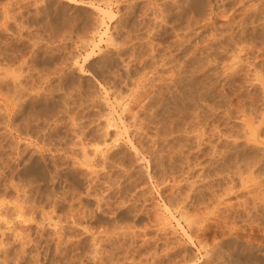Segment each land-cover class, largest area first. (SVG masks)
<instances>
[{"label":"rangeland","instance_id":"374dc122","mask_svg":"<svg viewBox=\"0 0 264 264\" xmlns=\"http://www.w3.org/2000/svg\"><path fill=\"white\" fill-rule=\"evenodd\" d=\"M0 69V264H264V0H0Z\"/></svg>","mask_w":264,"mask_h":264},{"label":"bare ground","instance_id":"6f19581e","mask_svg":"<svg viewBox=\"0 0 264 264\" xmlns=\"http://www.w3.org/2000/svg\"><path fill=\"white\" fill-rule=\"evenodd\" d=\"M87 1V0H86ZM150 1V0H149ZM47 2V1H46ZM118 2V1H117ZM109 6V5H108ZM177 11V10H176ZM100 12V11H99ZM144 13V12H143ZM167 13V12H166ZM109 15H111V13H108ZM103 15V14H102ZM170 16V15H169ZM98 20V19H97ZM147 28V27H146ZM148 29V28H147ZM150 34V33H149ZM202 34V33H201ZM200 34V35H201ZM104 35V34H103ZM149 36V35H148ZM197 36V35H196ZM87 38V37H86ZM86 40V39H85ZM129 40V39H128ZM184 40V39H183ZM125 41V40H124ZM189 41V40H188ZM100 42V41H99ZM117 43V42H116ZM100 44V43H99ZM118 44V43H117ZM123 44V43H122ZM125 44V43H124ZM116 45V44H115ZM120 45V44H119ZM171 45V44H170ZM95 47V46H94ZM201 47V46H200ZM216 49V48H215ZM168 53V52H167ZM208 53V52H207ZM237 54V53H236ZM79 55V54H78ZM80 56V55H79ZM230 56V55H229ZM209 60V59H208ZM159 61V60H158ZM214 63V62H213ZM228 63V62H227ZM238 64V63H237ZM4 65V64H3ZM13 66V65H12ZM7 67V66H6ZM1 70V69H0ZM194 72V71H193ZM229 72V71H228ZM4 74V73H3ZM12 74V73H11ZM128 74V73H127ZM130 74V73H129ZM5 75V74H4ZM7 75V74H6ZM5 75V76H6ZM10 75V74H9ZM166 75V74H165ZM190 75V74H189ZM4 76V77H5ZM195 76V75H194ZM226 76V75H225ZM2 78V77H1ZM0 78V79H1ZM9 79V78H8ZM177 79V78H176ZM258 79V78H257ZM260 80V79H259ZM2 81V80H1ZM230 82V81H229ZM76 83V82H75ZM206 84V83H205ZM260 84V83H259ZM258 84V85H259ZM49 85V84H48ZM77 85V84H76ZM186 85V84H185ZM15 86V85H14ZM20 86V85H19ZM28 86V85H27ZM24 88V87H23ZM142 88V87H141ZM139 89V88H138ZM203 89V88H202ZM86 90V89H85ZM203 91V90H202ZM1 92V91H0ZM11 92V91H10ZM188 92V91H187ZM19 93V92H18ZM190 93V92H189ZM2 94H4V93H2ZM6 94V93H5ZM139 95V94H138ZM188 95V94H187ZM2 96V95H1ZM13 96V95H12ZM178 96V95H177ZM5 97V96H4ZM7 97V96H6ZM5 97V98H6ZM15 97V96H14ZM194 97V96H193ZM67 99V98H66ZM136 99V98H135ZM138 99V98H137ZM6 100H7V98H6ZM8 100H10V99H8ZM120 100V99H119ZM131 100V99H130ZM21 101V100H20ZM6 102V101H5ZM10 102V101H9ZM129 102V101H128ZM18 103V102H17ZM143 103V102H142ZM14 104H15V102H14ZM13 104V105H14ZM239 104V103H238ZM56 105V104H55ZM95 105V104H94ZM184 105V104H183ZM55 107V106H54ZM237 109V108H236ZM55 110V109H54ZM136 112V111H135ZM67 113V112H66ZM226 113V112H225ZM228 113V112H227ZM232 113V112H231ZM247 113V112H246ZM72 115V114H71ZM262 116V115H261ZM264 116V115H263ZM262 116V117H263ZM39 117V116H38ZM82 118H84V117H82ZM231 118V117H230ZM29 119H30V117H29ZM250 119V118H249ZM261 120V119H260ZM81 122V121H80ZM140 123V122H139ZM73 124V123H72ZM85 124V123H84ZM46 125V124H45ZM106 126V125H105ZM261 126V125H260ZM66 127V126H65ZM100 127V126H99ZM108 127H110L109 125H108ZM140 127H142L141 125H140ZM243 127V126H242ZM244 127H245V125H244ZM247 127V126H246ZM254 127H255V125H254ZM61 128V127H60ZM91 128V127H90ZM44 129V128H43ZM59 129V128H58ZM144 129V128H143ZM93 130V129H92ZM103 130V129H102ZM106 130V129H105ZM110 131V130H109ZM196 131V130H195ZM179 132V131H178ZM253 132V131H252ZM54 133V132H53ZM105 133V132H104ZM255 133V132H254ZM100 134V133H99ZM102 134V133H101ZM184 134V133H183ZM50 135V134H49ZM172 135V134H171ZM170 135V136H171ZM243 135V134H242ZM252 135V134H251ZM255 135V134H254ZM46 136V135H45ZM52 136V135H51ZM230 136V135H229ZM82 137V136H81ZM103 137H104V135H103ZM240 138V137H239ZM253 138V137H252ZM46 139V138H45ZM60 139V138H59ZM223 139V138H222ZM225 139V138H224ZM250 139V138H249ZM48 140V139H47ZM50 140V139H49ZM56 140V139H55ZM71 140V139H70ZM106 140V139H105ZM109 141V140H108ZM233 141H234V139H233ZM232 141V142H233ZM42 142V141H41ZM46 142V141H45ZM209 142V141H208ZM252 142V141H251ZM253 143H254V141H253ZM67 144V143H66ZM80 144V143H79ZM216 144V143H215ZM47 145V144H46ZM249 145H251V144H249ZM28 146V145H27ZM72 146V145H71ZM200 146V145H199ZM260 146V145H259ZM34 147V146H33ZM56 147V146H55ZM44 148V147H43ZM74 148V147H73ZM101 148V147H100ZM255 148H256V146H255ZM54 149V148H53ZM84 149V148H83ZM96 149V148H95ZM166 149V148H165ZM36 150V149H35ZM138 151V150H137ZM243 151V150H242ZM109 152V151H108ZM74 153V152H73ZM132 154V153H131ZM217 154V153H216ZM181 155V154H180ZM233 155V154H232ZM258 155V154H257ZM83 158V157H82ZM238 158V157H237ZM25 160V159H24ZM214 161V160H213ZM123 163V162H122ZM245 164V163H244ZM233 165V164H232ZM53 166V165H52ZM84 167V166H83ZM93 168V167H92ZM249 168V167H248ZM86 169H88V168H86ZM89 170V169H88ZM110 170V169H109ZM179 170V169H178ZM217 170V169H216ZM127 171V170H126ZM252 171V170H251ZM103 172V171H102ZM262 172H263V170H262ZM107 173V172H106ZM234 174V173H233ZM92 175V174H91ZM258 176V175H257ZM261 176V175H260ZM67 177V176H66ZM89 178V177H88ZM245 179H246V177H245ZM52 180H54V179H52ZM227 181V180H226ZM255 181V180H254ZM247 182V181H246ZM261 182V181H260ZM264 182V181H263ZM228 183V182H227ZM230 183V182H229ZM177 184V183H176ZM172 185V184H171ZM203 185V184H202ZM229 185V184H228ZM232 185V184H231ZM19 186V185H18ZM32 188V187H31ZM50 190V189H49ZM245 191V190H244ZM62 192V191H61ZM184 192V191H183ZM50 194V193H49ZM87 194V193H86ZM216 194V193H215ZM89 195V194H88ZM213 195V194H212ZM27 196V195H26ZM31 196V195H30ZM87 196V195H86ZM259 196V195H258ZM79 197V196H78ZM232 198V197H231ZM244 198V197H243ZM183 199V198H182ZM230 199V198H229ZM250 199V198H249ZM98 200V199H97ZM210 200V199H209ZM80 201V200H79ZM214 201V200H213ZM20 202V201H19ZM34 202V201H33ZM182 202V201H181ZM232 202V201H231ZM21 203V202H20ZM245 203V202H244ZM255 203V202H254ZM95 204V203H94ZM210 204V203H209ZM228 204V203H227ZM264 205V204H263ZM25 206V205H24ZM215 207V206H214ZM23 208V207H22ZM28 208V207H27ZM42 208V207H41ZM95 208V207H94ZM212 208V207H211ZM54 209V208H53ZM220 209V208H219ZM255 209V208H254ZM44 210V209H43ZM213 210V209H212ZM217 210V209H216ZM27 211V210H26ZM53 211V210H52ZM24 212V211H23ZM75 212V211H74ZM45 213V212H44ZM203 213V212H202ZM207 213V212H206ZM211 213V212H210ZM53 214V213H52ZM40 215V214H39ZM196 215V214H195ZM200 215V214H199ZM216 215V214H215ZM19 216V215H18ZM26 216V215H25ZM31 216H32V214H31ZM49 216V215H48ZM63 217V216H62ZM30 218V217H29ZM49 218V217H48ZM64 218V217H63ZM210 218V217H209ZM246 218V217H245ZM55 219V218H54ZM71 219V218H70ZM161 219V218H160ZM163 219V218H162ZM251 219V218H250ZM68 221V220H67ZM168 221V220H167ZM59 222V221H58ZM231 222V221H230ZM164 223H165V221H164ZM117 224V223H116ZM231 224V223H230ZM236 224V223H235ZM238 224V223H237ZM242 224V223H241ZM222 225V224H221ZM251 225V224H250ZM122 226V225H121ZM236 226V225H235ZM127 227V226H126ZM167 227V226H166ZM55 228V227H54ZM125 228V227H124ZM136 228V227H135ZM143 228V227H142ZM120 229V228H119ZM163 229V228H162ZM173 229V228H172ZM81 230V229H80ZM113 230V229H112ZM114 231V230H113ZM118 231V230H117ZM129 232V231H128ZM176 232V231H175ZM72 233V232H71ZM105 233V232H104ZM223 233V232H222ZM61 235V234H60ZM115 235V234H114ZM228 235V234H227ZM228 238V237H227ZM66 239H67V237H66ZM79 240V239H78ZM99 240V239H98ZM132 241V240H131ZM91 242H92V240H91ZM68 243V242H67ZM2 244V243H1ZM58 244H59V242H58ZM65 244V243H64ZM2 246V245H1ZM61 246V245H60ZM64 246V245H63ZM218 246V245H217ZM47 248V247H46ZM53 248V247H52ZM64 248V247H63ZM102 248V247H101ZM167 248V247H166ZM210 248V247H209ZM19 249V248H18ZM66 249V248H65ZM88 249V248H87ZM103 251V250H102ZM253 251V250H252ZM95 253V252H94ZM90 254V253H89ZM56 255H57V253H56ZM104 256V255H103ZM10 258V257H9ZM153 258V257H152ZM44 261V260H43ZM74 262V261H73ZM81 262V261H80ZM103 263V262H102ZM258 264V263H257Z\"/></svg>","mask_w":264,"mask_h":264}]
</instances>
